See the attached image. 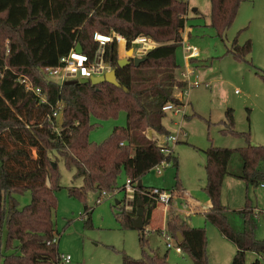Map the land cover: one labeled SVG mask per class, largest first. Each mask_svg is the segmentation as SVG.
Returning a JSON list of instances; mask_svg holds the SVG:
<instances>
[{
    "label": "trees",
    "instance_id": "trees-1",
    "mask_svg": "<svg viewBox=\"0 0 264 264\" xmlns=\"http://www.w3.org/2000/svg\"><path fill=\"white\" fill-rule=\"evenodd\" d=\"M243 1L247 0H209V26L219 37H224ZM188 10L187 0H0V264L58 262L52 210L56 205L54 189L59 187V174L57 162L51 160L49 152L63 159L65 166L74 171L73 177L82 178L79 188L69 187L70 194L78 196L89 190L98 192V197L103 191L124 190L125 184L119 188L117 183L124 170L135 192L129 196L131 210L122 208L119 220L125 227L135 229L132 220L140 198L147 206L144 227L148 225L157 203L143 193L147 187L143 184L137 187L136 183L163 160L171 161L174 167L178 164L171 148L168 147V153L161 152L147 132L169 134L162 124L165 116L162 106L177 101L174 88L183 84L175 74L180 67L175 54L179 47L176 40L188 19ZM96 32L102 35L116 32L128 40L143 34L159 45L147 51L145 60L137 66H118L116 48L107 49L105 60L110 52L118 86L108 82L60 84L44 74V67L61 64L60 59L76 43L91 60L98 48L93 39ZM252 47L251 39L239 43L236 36L228 53L243 61ZM197 59L190 61L194 63ZM19 76L27 77L39 87L46 103H39L37 96L18 82ZM57 101L64 104V110L59 129L55 130L51 106ZM121 110L126 114L124 127H115L101 144L88 140L93 128L91 117H116ZM223 124L222 132L244 137L246 143L235 148L210 146L204 151V189L210 201L204 217L235 246L230 264H247L248 252L257 255L249 264H264V238L255 236L254 208L246 204L237 211L242 218L238 230L229 223L227 207L220 202L227 175L252 187L264 183V145L251 144L248 131L234 129L231 108L226 109ZM233 155L241 160L238 174L229 170ZM26 190L31 194L30 202L18 208L12 194ZM89 213L85 208L84 214ZM144 227L136 229L141 258L133 259L122 253V263L168 264L166 255L146 252ZM165 230L193 264H209L204 228L190 226L169 207ZM178 232L181 241L177 239ZM12 246V253H3V248Z\"/></svg>",
    "mask_w": 264,
    "mask_h": 264
},
{
    "label": "rangeland",
    "instance_id": "rangeland-1",
    "mask_svg": "<svg viewBox=\"0 0 264 264\" xmlns=\"http://www.w3.org/2000/svg\"><path fill=\"white\" fill-rule=\"evenodd\" d=\"M189 1L188 14L193 13V2L201 12L200 16H192L186 25L191 27L188 33V43L199 49L200 57L192 63L196 67L200 78L208 82L191 87L185 95V116L174 117L166 113L162 124L174 131L176 126L173 121H179L186 133L176 143L169 142L172 154L177 159V167L172 162H165L161 166L162 173L157 174L151 169L141 177L142 184L149 188L155 187L172 193L168 204L173 212L179 213L188 207V199L198 200L201 204L209 199L204 189L205 153L210 146L235 148L244 146V137L224 133L225 111L233 110L234 129L238 132H249L250 143L264 145V0H248L240 4V10L224 37H219L214 28L209 26V0ZM243 30L244 35H249L253 47L246 60L238 61L228 53L234 37L238 42V30ZM127 54L121 50L118 60ZM177 62L184 69L181 48L175 54ZM251 62V63H250ZM176 76L178 70H176ZM178 93V91H176ZM57 122H61L59 118ZM176 122V123H177ZM57 123V124H58ZM93 128L88 133L90 142L101 144L108 139L115 127H124L126 114L119 111L116 117L100 119L91 117ZM59 126V125H58ZM147 132V137H155V131ZM56 153L49 152L51 160L57 162L59 174V187L54 189L55 208L52 210V221L55 229L57 251L59 254L69 255L68 264H123L122 253L133 259L141 258L139 246V231L125 227L121 221L120 213L125 206V190L108 193L96 201L98 192L89 190L83 196L70 194L69 187H80L83 184L81 177H73V170H69L63 159ZM229 170L238 174L241 171V160L238 155H233ZM127 182L124 170L120 172L117 183L119 188ZM18 208H23L30 202L31 194L28 190L12 194ZM116 201H120L116 204ZM221 204L227 207V219L235 229H241L242 218L238 210L250 205L257 209L255 236L264 238V183L257 187L247 185L244 181L234 176L224 178L221 193ZM154 211V220L162 222V205L159 203ZM85 208L90 212L85 215ZM263 211V212H262ZM256 213V212H255ZM167 214V213H166ZM185 220L192 227L204 228L206 234V256L209 264H230L235 253L234 245L222 237L219 231L208 221L202 213L190 210L184 214ZM194 221V222H193ZM145 250L159 256H165L168 264H193L189 255L182 251L178 254L174 248L166 247V240L158 229L147 230L144 227ZM3 235V246L5 245ZM175 243V241L173 242ZM15 246V243H13ZM13 246L5 249L4 254L14 251ZM252 252L246 254V263L254 260Z\"/></svg>",
    "mask_w": 264,
    "mask_h": 264
},
{
    "label": "built area",
    "instance_id": "built-area-1",
    "mask_svg": "<svg viewBox=\"0 0 264 264\" xmlns=\"http://www.w3.org/2000/svg\"><path fill=\"white\" fill-rule=\"evenodd\" d=\"M189 30L190 28L185 23L183 29L180 31L179 38L176 40V43L181 48L183 57L182 59L184 61V69H182L181 66L177 69V79L183 83L181 87L175 86L174 88L173 96L177 99V101H169L162 106V110L163 112H165V114L170 113L174 117L185 116V103L183 101V98L185 95H188V90L191 87L199 86L201 84H204L206 87L209 85L208 82H204L203 79L200 78L196 67L192 66V63L190 61L193 58H199L200 52L196 46L188 43ZM93 39L95 42H97L98 48L91 60L82 51L77 52L74 47L65 57H62L60 59L61 64L55 67H44V74L49 79L57 80L60 84H63L67 80H77L78 78L101 76L105 72L110 71L113 68L110 52L108 53V57L105 60V52L107 49L115 47L117 56L120 50L123 53L127 54L126 52L131 49L132 59L133 57H143L147 51L159 45L158 42L143 34L137 35L128 40L120 33L111 32L110 34L102 35L96 32L94 33ZM127 57L128 56H125L124 58ZM17 80L20 84L24 85L26 90L33 92V94L37 96L39 103H46V98L41 89L37 86H34L27 77L19 76ZM176 91H178V93ZM63 110L64 104L61 101H57L55 105L51 106V118L56 121V125H54L55 130L59 129L58 125H60V123H58L57 121L62 117ZM171 122H173L176 126V129L174 131H169V134L167 135H162L156 132V138H152L156 141L157 145L160 147L161 152L163 153L169 152V142L176 143L181 138H184L186 136V133L182 131L183 126L179 121L177 122L171 119ZM165 162L166 161L163 160L153 166L151 169L155 170L157 174H161V166L165 164ZM124 190L125 195H128L125 201L126 211H130L132 200L129 196L134 194L135 188L130 184L128 179L125 183ZM143 193L148 198L154 200L157 204L162 203L166 206H169L168 204L172 199V193H169L163 189H147ZM102 194L103 196H105L108 193L105 191L101 192L100 197H98L96 201L100 200ZM255 212L258 213L257 209H255ZM162 235L166 240V247L174 248L175 252L177 253L182 252L181 248L177 245L174 238L169 233H167L166 230L162 232ZM174 241L175 243H173ZM70 260L71 258L69 255L59 254L57 264H68Z\"/></svg>",
    "mask_w": 264,
    "mask_h": 264
},
{
    "label": "water",
    "instance_id": "water-1",
    "mask_svg": "<svg viewBox=\"0 0 264 264\" xmlns=\"http://www.w3.org/2000/svg\"><path fill=\"white\" fill-rule=\"evenodd\" d=\"M75 50L77 52L82 51L79 43H76ZM126 53H127L128 57L118 60V66L123 67L124 65H130V64L137 66L139 63H141L145 60L144 57H133L131 59V53H132L131 49H129ZM115 73H116V69L112 68L110 71L105 72L101 76H92L90 78H78L77 80H67L64 82V84L89 83L91 85H97V84H100L103 82H108L110 84L118 86L119 83L116 79ZM151 133H152V131L149 130V134H151ZM136 186L137 187L142 186L141 180L137 181ZM118 203H119V201H116V204H118ZM136 207H137L136 208V217L133 218L132 224H133V227L135 229H139V228L144 227L143 215H144L145 210L147 209V206L143 205L141 199L139 198L137 200ZM176 235H177L178 241H181L182 237L180 236V233L178 232Z\"/></svg>",
    "mask_w": 264,
    "mask_h": 264
},
{
    "label": "crops",
    "instance_id": "crops-1",
    "mask_svg": "<svg viewBox=\"0 0 264 264\" xmlns=\"http://www.w3.org/2000/svg\"><path fill=\"white\" fill-rule=\"evenodd\" d=\"M197 4L198 3L196 1L193 2V5L195 7H193V13L191 15L194 16V18L199 17L200 14H201V12L199 11L200 10L199 7H197ZM188 7H189V3H188ZM209 9H210V6H209ZM239 10H240V7H239ZM191 15L190 14L187 15V18H188L187 21L189 20V18L192 17ZM187 21H186V23H187ZM189 28H191V27H189ZM247 28H248V26L247 27H242V28L239 29L241 31L240 34H239V36H241L243 34V37L241 39L242 41L248 39V37H249V35H246V34L244 35V33L242 32L243 30H247ZM249 39H251V38H249ZM187 203H188V207L187 208H183L182 210H180L179 213L175 212L174 214H177L181 218L185 219L184 218V215L181 214L182 212H184V214H188L190 212V210H192L193 212H196V213L200 212V213H202L204 215V212L210 207V201L209 200L206 203L201 204L200 202H198V200L188 199V202ZM158 204L156 205L155 208H157L158 206L160 207V205H158ZM153 210L151 211L149 223L145 227H146L147 230L158 229L159 232H163L165 230V227H166V222H167V214L166 213H168L169 206H163L162 205L163 218L161 220L162 221L161 223L154 220V211ZM188 224L189 225H196V223L195 224L192 223V220H190V222ZM181 253H178V254H181ZM253 254L255 255V257H254V259H255L257 257V255L255 253H253Z\"/></svg>",
    "mask_w": 264,
    "mask_h": 264
}]
</instances>
